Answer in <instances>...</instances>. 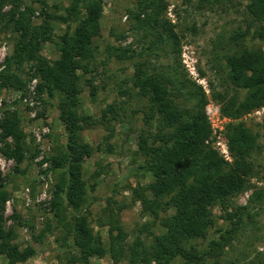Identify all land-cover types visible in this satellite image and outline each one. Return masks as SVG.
Listing matches in <instances>:
<instances>
[{
    "label": "rangeland",
    "instance_id": "rangeland-1",
    "mask_svg": "<svg viewBox=\"0 0 264 264\" xmlns=\"http://www.w3.org/2000/svg\"><path fill=\"white\" fill-rule=\"evenodd\" d=\"M69 2L22 0L18 9L30 6L31 21L38 23L44 17L41 10L64 16L62 8ZM150 2L156 4L157 0H99L98 25L91 43L93 58L87 71H76L81 88L77 111L98 121L80 133L92 148L82 164L86 194L80 213L104 246L108 242V229L115 227V221L125 232L126 244L135 237L149 242V233H161L160 220L172 212L171 207L162 204L154 216L135 197V190L143 188L153 178L148 172L135 170L142 160L138 135L149 136L147 142H150L160 123L156 113L153 118L150 116L146 97L132 87L133 75L142 70L147 73L161 70L167 75L177 72L194 87H200L207 100L212 92L241 99L243 92H236L227 84L222 55L243 47H259L264 51V20L254 21L247 13L248 0H163L160 16L173 25L178 37L177 52L171 44L158 45L149 27L140 28V22L150 11ZM143 5L145 13L141 11ZM9 8L8 3L3 7L5 11ZM137 13L140 21L133 18ZM82 16L83 12L78 15ZM49 22L52 38L40 43L39 53L51 63L59 56L57 36L66 26L72 29L75 22L69 19L66 22L50 19ZM15 37L9 30L0 33V71L5 57L12 51ZM122 50L125 52L121 58H116L114 55ZM29 65L23 64L16 71L22 84L0 86V118L4 110L15 111L24 134L22 159L17 165L0 143V174L8 193L0 207L3 227H13L16 234L13 241L19 247L31 245L34 249L33 256L17 264H80L68 262L69 250L60 241L63 230L61 224L56 223L50 206L58 169L50 165L49 157L64 150L65 143L63 126L57 118V98L48 97L45 91L38 94L39 78H27L33 73ZM32 78L34 83H31ZM189 82L187 87H190ZM23 96H31L38 104L20 103ZM197 99V94L182 90L177 103L180 109L191 111ZM210 100L216 101L223 117L218 134L222 144L227 145L225 126L231 122L244 123L256 135V146L250 153L252 171L243 191L209 205L205 234L188 242L195 246V255L189 260L175 258L171 264L183 261L186 264H264V102L232 119L221 115L216 99L211 97ZM108 105L111 110L107 111ZM256 110L257 113L253 112ZM43 127L47 128V133L37 138L34 132L38 129L42 133ZM206 140L205 145L221 157L211 146L210 133ZM6 141L12 144L10 138ZM228 156V160L223 159L226 163L232 160L229 150ZM25 188H28L27 205ZM143 193L151 198L146 190ZM14 213L20 223L12 218ZM221 234H225L228 242L209 249L208 242L220 238ZM6 261L0 254V264H7ZM87 261L88 264H127L125 258L114 262L108 254L90 256Z\"/></svg>",
    "mask_w": 264,
    "mask_h": 264
},
{
    "label": "trees",
    "instance_id": "trees-1",
    "mask_svg": "<svg viewBox=\"0 0 264 264\" xmlns=\"http://www.w3.org/2000/svg\"><path fill=\"white\" fill-rule=\"evenodd\" d=\"M162 1L157 0L156 4L150 2L153 6L150 5L149 13L141 19L140 28L146 30L149 27L158 45L162 42L171 44L177 52L178 37L173 25L160 16ZM7 3L10 8L5 11L3 7ZM21 3L22 0H0V33L9 30L16 35L12 51L5 57L0 71V86L22 84L16 71L23 64H31L29 70L32 69L33 73L27 78H39L36 86L38 94L45 91L48 97L55 95L57 98V118L63 126L65 143L64 150L49 157L50 165L58 169L50 206L56 223L61 224L63 230L60 241L69 250L68 262L88 264V257L104 254H108L114 262L125 258L127 264H171L178 257L189 260L196 249L188 242L205 234L209 223V205L217 200L223 202L246 188L252 171L250 153L256 146V135L242 122L228 123L225 137L232 160L224 162L204 143L210 129L202 109L207 99L200 87H194L177 72L170 75L161 70L135 73L131 85L146 97L150 116L153 118L156 113L160 123L150 142H147L149 136L138 135L137 146L142 160L135 170L148 172L153 178L143 188L135 190V197L154 216L162 204L171 207L172 212L160 220L163 227L161 233H149V242L135 237L126 244L125 232L115 221V227L108 229V242L104 246L80 213L86 194L82 164L92 151L80 133L84 128L95 126L98 121L77 111L81 88L76 73L77 69L87 71V65L93 58L91 43L98 25L99 0H70L62 8L64 16L41 10L44 17L38 23L31 21L30 6L18 9ZM245 8L254 21L264 20V0H248ZM141 11L147 12L145 5ZM81 12L83 16L80 18L78 15ZM133 18L140 21L139 13ZM50 19L75 22L72 29L66 26L63 33L57 36L59 56L51 63L39 53L40 43L52 38ZM124 52L122 50L121 54L114 56L120 59ZM222 59L227 69V84L236 92H243V96L234 99L212 92L211 97L219 102L221 115L235 119L264 102V51L259 47H243L230 53L226 51ZM187 82L191 88L187 87ZM182 90L198 95L194 110L180 109L177 98ZM108 110H111L109 105ZM19 122L15 111L2 112L0 143L8 157L14 159L15 165L20 163L23 149L24 134ZM6 138L11 139V145ZM142 190H146L151 198ZM7 197L0 174V207ZM12 218L20 223L17 214H12ZM225 234L211 239L209 249L226 244L228 238ZM15 236L12 226L3 227L0 214V254L5 256L7 264L21 263L34 255L33 247H19L13 241ZM182 264H186L185 261Z\"/></svg>",
    "mask_w": 264,
    "mask_h": 264
},
{
    "label": "built area",
    "instance_id": "built-area-1",
    "mask_svg": "<svg viewBox=\"0 0 264 264\" xmlns=\"http://www.w3.org/2000/svg\"><path fill=\"white\" fill-rule=\"evenodd\" d=\"M35 79L32 78L31 83H34ZM33 85L30 86V90H33ZM20 103L22 104H27L28 106H34L38 104V101H34V99L31 96H23L19 100ZM257 113L258 111H253ZM204 114L206 121L209 125L210 129V140H211V146L213 149L217 150L219 152V155L222 157L224 160H228V149L227 145L225 143L222 144V142L218 139V134H220L221 127L219 125V122L223 120V117L220 116L218 112V108L216 106V103L214 101H211L210 99L207 100L205 106H204ZM36 137L39 138L41 134H46L47 133V128L43 127L42 133L38 129L34 132ZM207 142V140H205ZM44 166H46V162H43ZM28 188L24 189V194L26 195L25 197V205L29 203L28 197Z\"/></svg>",
    "mask_w": 264,
    "mask_h": 264
}]
</instances>
